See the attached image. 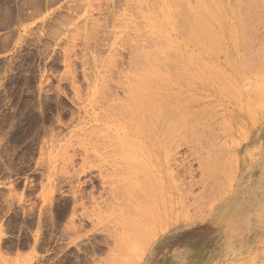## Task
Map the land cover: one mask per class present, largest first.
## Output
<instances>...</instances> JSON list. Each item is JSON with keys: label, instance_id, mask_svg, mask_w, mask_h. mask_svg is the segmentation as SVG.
<instances>
[{"label": "rangeland", "instance_id": "rangeland-1", "mask_svg": "<svg viewBox=\"0 0 264 264\" xmlns=\"http://www.w3.org/2000/svg\"><path fill=\"white\" fill-rule=\"evenodd\" d=\"M158 3L0 0V264H193L192 248L209 239L212 254L218 246L229 253L213 264H264V107L256 126L232 146L227 174L215 172L203 190L202 166L226 137L217 143V129L191 117L188 84L205 78L181 69L187 63L181 55L162 59L149 76L165 85L153 91L154 100L175 97L180 116L175 140L155 150L159 161L141 167L156 168L166 180L176 151L179 200L200 201L158 229L127 263L117 260L127 232L120 224L129 214L123 204L139 169L132 159L150 149L123 145L120 128L128 125L111 112L122 108L130 82L139 78L145 58L134 45L148 33L141 12ZM256 33L264 34V24Z\"/></svg>", "mask_w": 264, "mask_h": 264}, {"label": "bare ground", "instance_id": "bare-ground-1", "mask_svg": "<svg viewBox=\"0 0 264 264\" xmlns=\"http://www.w3.org/2000/svg\"><path fill=\"white\" fill-rule=\"evenodd\" d=\"M156 1L158 3L159 0ZM163 1L158 3L155 10L143 9L141 12L142 24L148 33L138 46H134L138 49L136 56H142L145 60L141 61V70L136 73L139 78L129 83L131 92L124 95L126 103L124 100V103L118 104L122 106L119 110L121 112H111V116L117 119L120 116L122 120L124 116L123 120L128 125L120 128L126 141L123 145L128 148L131 146L135 151L146 145L150 149L149 153L140 157L134 155L132 159L139 169L135 177L132 176L135 179L133 188L130 196L127 194L130 200L123 204L124 210L129 212L125 213L128 217H124L121 224L118 217L114 218L120 220L118 224L123 229L127 228L118 243L120 256L117 259L122 256L121 259L126 263L133 254L139 253L137 251L158 229L162 230V226L169 224L168 221L186 213L200 201V196L187 195L184 201L179 200L175 188L176 167L179 164L176 151L168 159L166 180L162 179L163 176L158 174L156 168L151 169L148 164L141 167L142 161H150L151 166L159 161L155 150L159 153L161 146L170 139L175 140L180 116V105L177 104L180 102L175 97L157 94L155 98L158 100H154V95H151L153 91L165 86L162 80L156 84L149 79V76L157 73L159 62L164 59L161 63H166L165 59L171 57L179 59L181 55L187 59L181 69L193 68L197 77L203 75L205 80H193L186 87L193 94L187 98L189 113L197 119L196 122L203 123L202 127L212 131L217 129V143L224 135L226 137L223 143L218 144V151L213 150L211 157L202 166L205 173L203 190L214 182L215 172L226 173L229 168L226 160L232 155L236 139L242 137L247 128L256 126L254 118L264 107V34L258 37L256 33L257 28L264 24V0H236L232 3L230 0ZM142 30L145 32L146 29ZM181 43L185 44L184 47L189 44V50L184 52ZM148 45L153 48L144 50ZM167 62L171 63V60ZM185 99L182 97L181 100ZM130 137H133L131 143ZM241 182L244 184L247 181L242 178ZM190 199L192 201L189 202Z\"/></svg>", "mask_w": 264, "mask_h": 264}, {"label": "crops", "instance_id": "crops-1", "mask_svg": "<svg viewBox=\"0 0 264 264\" xmlns=\"http://www.w3.org/2000/svg\"><path fill=\"white\" fill-rule=\"evenodd\" d=\"M213 245V242H211V240L209 239V242L205 245L194 246L190 253L191 262L193 264H213L216 263L219 259L224 258V260H226L229 253L218 246L219 251L215 252L216 255L212 254Z\"/></svg>", "mask_w": 264, "mask_h": 264}]
</instances>
